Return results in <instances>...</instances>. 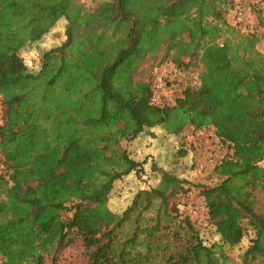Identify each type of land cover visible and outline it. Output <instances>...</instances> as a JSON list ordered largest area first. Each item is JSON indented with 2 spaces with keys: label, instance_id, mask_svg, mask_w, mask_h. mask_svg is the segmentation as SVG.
<instances>
[{
  "label": "trees",
  "instance_id": "trees-1",
  "mask_svg": "<svg viewBox=\"0 0 264 264\" xmlns=\"http://www.w3.org/2000/svg\"><path fill=\"white\" fill-rule=\"evenodd\" d=\"M240 2L105 0L89 8L80 0H0V152L7 164L0 252H34L45 236L59 253L73 234L94 245L86 264H235L228 251L254 231L242 264H264L257 203L264 196V49L260 30H243L229 15ZM253 13L264 28V10ZM61 19L66 41L30 70L23 51ZM166 61L196 69L199 85H187L173 103L153 102L150 85L133 91L143 64ZM204 128L233 151L215 167L221 182L203 189L220 197L207 207L212 241L177 202L191 184L176 174L192 151L186 131ZM94 131L116 142L151 140L143 158L136 148L123 150V162L92 161L102 150L84 149ZM149 161L156 184L113 212L116 184L132 173L144 178Z\"/></svg>",
  "mask_w": 264,
  "mask_h": 264
},
{
  "label": "rangeland",
  "instance_id": "rangeland-1",
  "mask_svg": "<svg viewBox=\"0 0 264 264\" xmlns=\"http://www.w3.org/2000/svg\"><path fill=\"white\" fill-rule=\"evenodd\" d=\"M103 1L105 0H80L81 3L89 8H95ZM257 1H260V3L256 4ZM239 5V9L243 10L244 18V23L239 25H245L247 29L248 25H252L260 30V32H262L260 48L264 49V28H260L259 22L256 20V16L253 13V7H258V9L264 10V0H241ZM237 10L238 9L229 12L231 18L234 17L235 23H237L235 20ZM66 25L67 21L65 19L59 20L39 42L34 43L28 50L23 51L24 59L26 60L30 70L37 72L41 66L40 56L44 52L62 45L66 41ZM166 62L168 64L155 68H152L148 62L143 64L135 74V83L132 85L133 91L138 92L141 87L147 88V85H150L152 88L154 78L157 74H160L165 84L164 89L159 92L160 101L161 103H173L176 97L181 94L183 89L187 85L191 84L192 74L198 73V71L193 68L191 70H184L173 65L171 61ZM207 132L209 134H213V130L211 128L207 129ZM196 135L197 131L192 129H188L186 131L187 142L189 147L192 148V151L188 158L184 161L180 160V162L176 165L178 166L176 174L180 178H186L191 182V184L186 185V187L190 188V191L185 195H181L177 199V202L181 212L191 218V220L195 223L196 228L202 232L208 241H212L216 240L217 237L210 224L207 207L209 206V203L211 204V202L215 200V202H219L220 197L217 196V193H212L211 197L208 198L203 189L213 188L219 184L222 179L216 171L215 166L206 165L205 152L199 150L195 143ZM149 140H151V138H147V142L134 141L133 144L129 141L116 142L113 141L111 135L94 131L87 139L84 149L85 151H90L96 150L98 147L102 148L100 153H95L92 156V161L113 156L116 160L123 162V150L125 149L134 150L138 148L135 152L143 158V151L148 149L147 144L149 143ZM169 143L171 144V142ZM105 146L108 147L104 148ZM159 154H161V152ZM232 154L233 151L227 146H224V151L221 155H224L225 157H232ZM160 156L162 165L167 168V162L164 161L162 154ZM58 158L61 159L60 156H58ZM151 163L152 161H149L146 166L148 175L144 178H137L135 174L132 173L116 184L108 203L109 208L113 212L122 213L130 206L137 191L147 187L149 184H156L155 174L151 172ZM257 203L258 212L264 216L263 193H259V195H257ZM220 214L221 213H219V215ZM254 238L255 232L249 231L246 238L240 245L228 251L229 256L235 264H242L241 257L251 245V241ZM67 240V244L60 250L59 253H55L56 244L45 236H40L37 239L38 247L34 252H20L13 249V247L6 246L0 252V264H37L38 258L41 255L46 257L44 264H86L89 255L94 249V245L85 242L81 237L73 234H70ZM258 245L261 248H264V232L260 237ZM54 254H56V257L52 261V256Z\"/></svg>",
  "mask_w": 264,
  "mask_h": 264
},
{
  "label": "built area",
  "instance_id": "built-area-1",
  "mask_svg": "<svg viewBox=\"0 0 264 264\" xmlns=\"http://www.w3.org/2000/svg\"><path fill=\"white\" fill-rule=\"evenodd\" d=\"M260 1H257L256 4H259ZM235 20L237 21V24L244 23L243 18V10L239 9L236 11ZM243 30H246L247 27L245 25H241ZM200 83V76L199 73H193L191 76V84L194 86L199 85ZM164 81L163 78L160 76V74H157L154 78V81L152 83V89H153V96L152 101L155 103H161L159 92H161L164 89ZM3 105L0 100V122L3 118ZM195 143L199 150L205 152L206 155V165L207 166H215L220 163L224 158H226L224 155H221L224 151V144L221 143L220 139L213 135L209 134L207 132V129H200L197 131V135L195 138ZM221 155V156H220ZM217 160V161H216ZM7 164L5 162V159L3 155L0 152V174L4 173L6 171Z\"/></svg>",
  "mask_w": 264,
  "mask_h": 264
}]
</instances>
